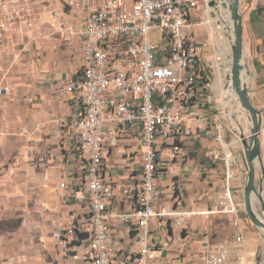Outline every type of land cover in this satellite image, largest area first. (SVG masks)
I'll return each mask as SVG.
<instances>
[{
  "label": "built area",
  "instance_id": "built-area-1",
  "mask_svg": "<svg viewBox=\"0 0 264 264\" xmlns=\"http://www.w3.org/2000/svg\"><path fill=\"white\" fill-rule=\"evenodd\" d=\"M209 1L0 0V46L13 49L36 31L44 14H60L62 21H52L51 29L76 38L82 55L78 71L58 87L59 95L72 97L74 118L67 130L81 182L72 195L80 210L57 221L52 232L55 264L155 262L150 224L157 216L159 182L166 173L158 150L169 147L180 154L194 120L216 123L217 149L209 155L222 163L224 173L215 210L238 212L242 204L232 191L237 162L224 140L227 125L204 112L216 103L218 69L229 64L217 54L204 61L193 32L195 18L210 41L217 32ZM49 2L58 7H49ZM199 5L206 8L199 11ZM151 31L158 34V44L149 41ZM7 91L0 88V94ZM129 140L135 147H122ZM113 162H124L128 171L122 185L110 178ZM118 192L127 200L121 212L113 209ZM132 233L136 247L117 263L122 243ZM246 260L238 233L232 243L208 248L190 264H249Z\"/></svg>",
  "mask_w": 264,
  "mask_h": 264
},
{
  "label": "crops",
  "instance_id": "crops-1",
  "mask_svg": "<svg viewBox=\"0 0 264 264\" xmlns=\"http://www.w3.org/2000/svg\"><path fill=\"white\" fill-rule=\"evenodd\" d=\"M241 18L250 77L245 83L250 102L262 120L259 142L264 169V0L247 1ZM197 22L195 18L193 32L206 61L211 59L213 48L206 30ZM35 35H40V30L30 34L26 42L18 40L13 49L0 46V88H8L0 94V264H55L57 251L52 232L56 222L80 210L72 197L75 185L81 182L79 161L72 153L67 130L74 118V106L70 95L58 94L61 83L77 70L68 67L62 45L47 46L43 57L37 58L40 50L32 42ZM217 72L218 86L214 88L222 89L223 79L219 69ZM214 93L217 95L215 90ZM222 105L225 108L224 102ZM222 105L216 100L204 112L209 118L216 115L225 122ZM215 124L191 121L190 135L183 138L180 154H174L169 147H159L158 158L166 173L159 182L157 216L150 224L156 244L153 264L199 261L208 248L232 243L238 233L247 263L257 259L260 252L264 257L262 231L250 226L244 210L247 165L242 144L237 133L228 128L223 131L224 140L237 162L232 191L242 205L233 214L215 210L224 173L222 163L209 155L210 150L217 149ZM125 144L135 147L133 140L122 143V147ZM114 156L112 151L113 160ZM121 163L113 162L110 168V178L118 185L125 182L128 173ZM260 178L258 166L256 182ZM126 205V196L118 192L113 209L121 212ZM253 207L257 209L256 202ZM168 213L177 215L166 216ZM178 218L180 225H176ZM133 237L134 233L122 243L117 263L136 247Z\"/></svg>",
  "mask_w": 264,
  "mask_h": 264
},
{
  "label": "water",
  "instance_id": "water-1",
  "mask_svg": "<svg viewBox=\"0 0 264 264\" xmlns=\"http://www.w3.org/2000/svg\"><path fill=\"white\" fill-rule=\"evenodd\" d=\"M219 1L221 4L223 0ZM213 5H215V1L210 0L209 6ZM227 8L231 14L232 21V25L227 24V27L231 28L234 36V41L231 46L233 58L231 65L232 87L234 88L238 97L240 107L246 115L248 123L246 127H249L248 136H245L244 134L246 129L243 132H237V136L239 137V140L242 144L247 165V173L243 191L244 210L251 223L257 228L264 230V169L261 167L262 157L259 142L262 120L259 112L250 102L248 85L246 83H241L239 80V70L242 67L240 65V61L243 59L244 53L240 0H230L227 3ZM244 65L246 64L244 63ZM258 166L261 171V178L258 180V182H256ZM254 202L257 203V212H255L253 207Z\"/></svg>",
  "mask_w": 264,
  "mask_h": 264
},
{
  "label": "rangeland",
  "instance_id": "rangeland-1",
  "mask_svg": "<svg viewBox=\"0 0 264 264\" xmlns=\"http://www.w3.org/2000/svg\"><path fill=\"white\" fill-rule=\"evenodd\" d=\"M214 1H215V5L209 6V7L212 9V15H211V17L213 18L212 21L214 23L215 31H217V32H214L213 36H211L212 41H210L211 42L210 45L213 48V54L212 55L215 56V54H217L220 57H222L223 54H219L220 53L219 50H218L219 49V45L222 46V47H223V45L226 46V47L228 45L232 46L234 39H233V36H232V32L230 30L227 31V25L218 16L217 10L220 9L218 7V3H220V1L219 0H214ZM247 1H249V0H240V2H241L240 3V11L241 12H242L243 6L245 5V3ZM48 5H49V7L53 8V9H55L56 7H58V3L57 2L56 3L55 2H51V3L49 2ZM216 7H217V10H216ZM203 8L205 9L206 7L203 6ZM203 8H202L201 5H199L198 10L199 11H203ZM214 10H216V11H214ZM206 15H207V17H210L209 14H208V10L206 11ZM200 17H201V15H200ZM198 19L199 18H197V20ZM52 21H54V23H53L54 25L55 24L58 25L62 21V19H60V14H54L52 16V18L50 17V14H48V13L44 14L43 15V20L37 26V30H40V35H35V37L32 36V39H33L32 42L34 41V43H36L37 46H38V50H40V55L37 58L43 57V55L45 54V52L43 51V49H45L47 46H49L51 48H52V46L54 48H58V46L60 47V45H62L65 48L66 52H67V54H66L65 57L68 59L67 60L68 67L71 68V70H73V71L74 70H77L78 71L79 66L81 64V53H80L81 51L79 49V42H78V40L76 38L72 39V38L64 37L63 33H61V32L59 33L57 31L52 30L51 27H50V23H52ZM224 31H227V32H224ZM41 33H44V35L43 34L41 35ZM225 37H230V40L232 41V43L231 44H228L227 42L225 43V41L223 40V38L225 39ZM207 39H209L208 34H207ZM149 41L152 42V43H154V44H158L159 43L158 34L155 31H151L150 32V34H149ZM49 53H50V51H49ZM56 53H57V55H60V51H57ZM230 58L232 60V53L230 54V57L226 56L225 58H222V59L223 60H226L227 63L229 64ZM243 62L245 64L248 63L247 57H243ZM222 68H219L220 77L222 76V74H221V69ZM217 75H218V72L216 73V79L219 76V75L218 76ZM216 79H215L214 86L215 85L218 86L217 83H216ZM223 82H224V80L222 81V83ZM221 86H223V84ZM214 90L217 93V95H216L217 102L220 105H222V102H224V104H225V96L223 94L222 89L221 88L220 89L219 88L218 89H215L214 88ZM237 106L238 105L233 100V101L230 102L228 109L229 110L232 109L231 111L235 115L236 121L239 124V126L242 127V128L243 127H246L247 124H248L247 123V119H246V115H245V113H242V112L241 113H238L239 111L237 110ZM222 108L225 111L224 106ZM224 117H225L224 118L225 119V122L224 123L227 125L228 130L230 132H235V133L238 132L239 133L240 130L238 128H235L234 129L232 127V125L228 121L226 115H224ZM244 134H245V136H248L249 135V132H245ZM249 223H250V226L252 228L256 227V226H254L251 223L250 220H249ZM257 229H259V228H257ZM254 262H256V264H263L264 257H263V255H262L261 252L257 255V259L256 258L254 259Z\"/></svg>",
  "mask_w": 264,
  "mask_h": 264
},
{
  "label": "bare ground",
  "instance_id": "bare-ground-1",
  "mask_svg": "<svg viewBox=\"0 0 264 264\" xmlns=\"http://www.w3.org/2000/svg\"><path fill=\"white\" fill-rule=\"evenodd\" d=\"M225 1V2H224ZM230 0H223L222 2L224 3V6H223V3L221 2L218 3V7L220 8L219 10H217V7H216V10H217V13H218V16L219 18L227 25V24H230L232 25V21H231V14L227 8V3L229 2ZM214 10V11H216ZM208 20H210V17H208ZM225 27V26H224ZM212 32H214L213 28L211 29ZM231 30L230 27H227V31ZM227 31H224V32H227ZM232 36H233V32H232ZM223 37V36H222ZM222 39V38H221ZM233 39H234V36H233ZM223 40L225 41V43L227 42L228 44H231L232 41L230 40V37H225V39L223 38ZM217 41V40H216ZM218 42V41H217ZM226 46L223 45L220 46L219 45V54H223L222 55V58H225L226 56L230 57V54L232 53V49H231V46L228 45L226 48ZM228 48V49H227ZM243 57H245V52L243 53ZM231 60V58H230ZM232 61H233V58L232 60L230 61L229 65H226L225 67H223L221 69V78L224 80L223 82V86H222V91H223V94L225 96V115L228 119V121L230 122V124L232 125V127L235 129V128H238L240 132H243L245 129L246 132H249V127H244V129H242L236 122V117L235 115L233 114L232 111H230L228 108H229V104L231 101H235V103L238 105L237 106V110L239 111L238 113H244L242 108L240 107V104H239V100H238V97L235 93V90L234 88L232 87V75H231V65H232ZM240 65L242 66L241 69L239 70V80L241 81V83H245L246 80H248L250 77L248 76V72H247V66L244 65V62H243V59L240 61ZM232 110V109H231ZM240 117V116H239ZM255 212H257L256 208L254 209ZM262 231V234L264 236V230L263 229H260Z\"/></svg>",
  "mask_w": 264,
  "mask_h": 264
}]
</instances>
